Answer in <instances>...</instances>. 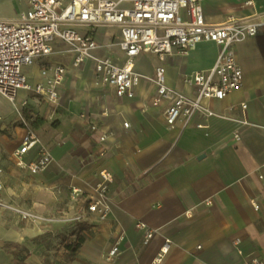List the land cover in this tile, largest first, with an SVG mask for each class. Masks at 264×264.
Masks as SVG:
<instances>
[{
  "label": "crops",
  "instance_id": "crops-1",
  "mask_svg": "<svg viewBox=\"0 0 264 264\" xmlns=\"http://www.w3.org/2000/svg\"><path fill=\"white\" fill-rule=\"evenodd\" d=\"M203 0L208 23L218 24L228 16L264 15V0ZM25 2L12 11L0 9V19L8 20L24 10ZM112 33L100 29L99 41ZM207 51L204 59L198 53ZM218 49L200 44L186 56L165 59L166 84L185 95L192 90L180 76L212 67ZM242 70L241 87L219 102H211L215 116L207 122L195 118L188 127L177 123L166 127L163 108H151L148 101L153 86L141 80L132 100L118 99L111 87L94 79L93 65L67 75L61 86L62 104L55 112L42 99H32L38 120L31 130L45 144L53 162L40 174L19 169L11 158L25 134L20 124L4 120L0 130V182L8 200L32 213L36 221H26L0 210V264H151L169 240L161 264H246L264 253V29L236 47ZM55 58V59H54ZM57 58V59H56ZM50 59L64 64L69 57ZM153 61L149 71L140 67ZM63 60V61H62ZM65 60V61H64ZM138 64V68L136 65ZM154 55L136 59L135 71L150 77L156 65ZM38 74V65L27 69ZM39 76V74H38ZM19 97L26 98L28 94ZM31 94V93H30ZM33 95V94H32ZM34 96V95H33ZM35 103V104H34ZM246 104L243 114L240 105ZM8 107L0 112L11 114ZM102 111L107 117L99 118ZM91 116L111 134L116 143L103 158L91 161L97 135L87 130L79 114ZM245 118L247 124H241ZM129 123L128 129L122 123ZM200 125V128L196 127ZM238 133L240 141L233 135ZM34 150L24 156L35 158ZM99 167L113 175L112 207L107 220L92 226L82 224L76 237L82 242L75 251L68 223L46 219L74 215L83 205V196L96 182ZM262 176V180L259 179ZM71 189L83 195L73 199ZM210 200V205H205ZM255 203L258 210L252 206ZM143 222L157 231L151 242L142 245ZM120 253L112 262L102 254L118 240Z\"/></svg>",
  "mask_w": 264,
  "mask_h": 264
},
{
  "label": "built area",
  "instance_id": "built-area-1",
  "mask_svg": "<svg viewBox=\"0 0 264 264\" xmlns=\"http://www.w3.org/2000/svg\"><path fill=\"white\" fill-rule=\"evenodd\" d=\"M25 8L16 17L0 19V96L13 102L20 93L33 94L45 101L52 111L61 107V86L67 75L81 70L86 63L93 65L97 84L111 87L118 99L132 100L140 81L153 86L148 104L151 108H163L167 128L177 123L184 128L195 118L207 122L215 116L211 102H219L241 87L242 70L237 61L236 47L264 29V15L253 13L249 17L228 16L218 24L208 23L203 14V0H19ZM252 6L251 0L246 2ZM100 29L112 33L98 39ZM200 44H214L217 56L212 67L180 76L184 86L192 90L185 95L166 84L162 62L172 56H186ZM142 55L157 56L161 64L156 65L150 77L135 71L136 59ZM53 56L69 57L64 64L50 59ZM38 65L39 80L29 81L27 69ZM26 100L16 107V118L12 124H20L25 130L20 145L12 153L15 165L30 174L44 172L53 162L49 148L27 127L21 117ZM246 104L240 109L244 114ZM85 128L97 135V144L90 154L91 161L103 159L117 144L108 139L111 134L90 115L79 114ZM107 117L102 111L99 118ZM4 116L0 112V130ZM241 124H247L245 118ZM123 129L129 123H122ZM200 128V125H196ZM240 141V135H233ZM34 150L35 158L25 162L24 156ZM1 173V172H0ZM259 179H263L259 176ZM112 173L105 167L96 171V182L89 193L84 194L79 212L68 217L51 216L48 223L62 222L71 225L72 242H76L79 226H92L108 219L113 203L111 194ZM73 199L83 195L71 189ZM8 193L0 182V210L9 211L26 221H36L29 211L22 210L8 200ZM205 200V205H210ZM255 210L258 207L252 203ZM136 229L142 232V245L147 246L157 231L143 222ZM118 239L102 254L105 262H112L120 253ZM169 240L151 264H161L168 252ZM246 264H264V253Z\"/></svg>",
  "mask_w": 264,
  "mask_h": 264
},
{
  "label": "rangeland",
  "instance_id": "rangeland-1",
  "mask_svg": "<svg viewBox=\"0 0 264 264\" xmlns=\"http://www.w3.org/2000/svg\"><path fill=\"white\" fill-rule=\"evenodd\" d=\"M19 3H21V1H19V0H0V9L4 10V11L6 10V11H9V12L10 11L13 12L14 10H16V8H18V4ZM207 55H208L207 51H201V52L198 53L197 57H198V59H204V58L207 57ZM146 63L152 65L153 61L150 60V59H146V62L142 61V63L140 64V67L143 70H146L148 72L149 71V67H148V65ZM30 78L33 81L38 80L39 76H38V74H37V72L35 70H31ZM33 98L37 99L36 96L35 95L33 96L32 94H29L26 98H24V100H26V105H25L24 109L21 112V117H22V119L24 120V122L26 123L27 127L30 130H33V125L32 124L38 120V113H37V110L35 109L36 107H35V105H32V103H31ZM22 101H23L22 97H17V98L14 99L13 102H10L6 98L0 96V110L2 111V113H3V111L5 110L6 107H8V108H10L12 110L11 114H7V115L4 114V118H5V122L6 123L10 122V120L12 119V116H14V114L16 112L15 111L16 107L20 103H22ZM83 198H84V196H83ZM67 216L71 217L72 215L71 216L67 215ZM50 224H52V223H48V225H50ZM76 241H77V237H76Z\"/></svg>",
  "mask_w": 264,
  "mask_h": 264
},
{
  "label": "trees",
  "instance_id": "trees-1",
  "mask_svg": "<svg viewBox=\"0 0 264 264\" xmlns=\"http://www.w3.org/2000/svg\"><path fill=\"white\" fill-rule=\"evenodd\" d=\"M82 241H83L82 238L77 237L76 243L72 246H67V249L71 250V251H75L79 247V245ZM17 264H24V262L19 261Z\"/></svg>",
  "mask_w": 264,
  "mask_h": 264
},
{
  "label": "bare ground",
  "instance_id": "bare-ground-1",
  "mask_svg": "<svg viewBox=\"0 0 264 264\" xmlns=\"http://www.w3.org/2000/svg\"><path fill=\"white\" fill-rule=\"evenodd\" d=\"M136 67L138 68V64L136 65ZM24 94L23 93H21V96H23Z\"/></svg>",
  "mask_w": 264,
  "mask_h": 264
}]
</instances>
